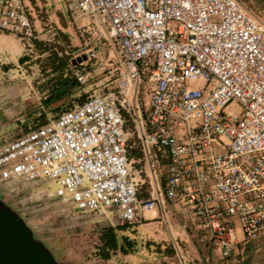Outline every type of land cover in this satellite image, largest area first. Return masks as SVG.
Returning <instances> with one entry per match:
<instances>
[{"label":"built area","instance_id":"obj_1","mask_svg":"<svg viewBox=\"0 0 264 264\" xmlns=\"http://www.w3.org/2000/svg\"><path fill=\"white\" fill-rule=\"evenodd\" d=\"M66 7L82 22L83 49L64 54L89 56L92 37L109 44L111 59L99 61L103 77L80 105L0 147L1 203L40 241L80 214L133 224L161 197L190 214L223 260L263 239L264 21L239 0ZM0 32L32 47L23 0H0ZM85 70L75 74L82 86ZM39 182L56 187L36 192Z\"/></svg>","mask_w":264,"mask_h":264},{"label":"crops","instance_id":"obj_2","mask_svg":"<svg viewBox=\"0 0 264 264\" xmlns=\"http://www.w3.org/2000/svg\"><path fill=\"white\" fill-rule=\"evenodd\" d=\"M23 3L36 39L29 47L18 36L0 32V147L35 128L37 117L46 114L42 103L51 95L54 80L75 78L79 70L77 58L73 61L64 52L76 55L83 49L79 35L82 22L72 17L64 0H23ZM89 46L91 54L85 64L93 62L89 73L93 76L91 73L99 71V60H105L106 51L109 60L112 50L108 43L92 37ZM60 62H69V65L62 70ZM73 91L74 87L69 92L63 88L62 96ZM139 157V150L133 149L130 158ZM137 195L139 199H149L147 182L139 186ZM109 214L110 228L129 247L124 254L116 252L110 259L121 255L124 264H239V257L223 260L219 250L201 240L190 214L163 197L154 210L138 215L130 225H120L114 214ZM85 215L88 214H80L81 221L77 223L84 233L93 225L92 221L83 219Z\"/></svg>","mask_w":264,"mask_h":264},{"label":"rangeland","instance_id":"obj_3","mask_svg":"<svg viewBox=\"0 0 264 264\" xmlns=\"http://www.w3.org/2000/svg\"><path fill=\"white\" fill-rule=\"evenodd\" d=\"M244 3L248 8L252 9L261 20L264 21V0H239ZM66 3V0H64ZM88 56V55H87ZM103 56V55H102ZM101 56V60L108 61V53L106 51L104 59ZM89 57V56H88ZM111 59V57H110ZM100 61V60H99ZM91 63L88 62L82 67H86L83 72H91ZM72 65H70L71 67ZM89 75L88 82L86 84L79 85L75 78H71L72 81H76L74 91L69 93L61 100L50 103L49 106L43 104L46 111V120L54 119L58 114V110L64 109L68 104L72 107L79 104L80 101H84L88 96L92 95L95 90V84L102 79L100 71L96 74ZM38 119V117H37ZM38 121H35V126ZM38 127V126H37ZM129 127V125L127 126ZM56 185L54 183L39 182L35 186V191L54 190ZM110 212L99 214H88L83 218L88 219L87 222H93L91 230L86 233L80 230L77 225L81 220L77 219H63L54 222V228L57 231H47L41 236L42 245L49 251L57 264H124L123 256L119 255L116 259L101 260L97 257L96 248L99 246L98 235L103 230L110 228L109 222L112 221ZM77 225V226H76ZM238 233L239 227L237 226ZM239 264H264V238L255 242L242 245L238 254Z\"/></svg>","mask_w":264,"mask_h":264},{"label":"water","instance_id":"obj_4","mask_svg":"<svg viewBox=\"0 0 264 264\" xmlns=\"http://www.w3.org/2000/svg\"><path fill=\"white\" fill-rule=\"evenodd\" d=\"M82 54L77 63L86 61ZM0 264H57L25 223L0 201Z\"/></svg>","mask_w":264,"mask_h":264},{"label":"trees","instance_id":"obj_5","mask_svg":"<svg viewBox=\"0 0 264 264\" xmlns=\"http://www.w3.org/2000/svg\"><path fill=\"white\" fill-rule=\"evenodd\" d=\"M72 64V63H71ZM69 65V62H60L59 63V69H64V66ZM55 84L53 85L54 88L51 91V95L43 101L46 106H49L50 103L61 100L63 98V88L67 89V92L73 87L76 86V81H72L69 78L63 79L62 77H58L57 79L54 80ZM61 90L60 94H56V92L59 93ZM83 101H80L78 105H80ZM76 105V106H78ZM75 106L72 107L71 104H68L64 109L58 110V114L55 116H59L61 113L73 109ZM38 124L35 126V128L38 126L44 125L48 120H46L45 114L41 113L40 116L37 119ZM129 123L126 124L128 126ZM139 156V155H137ZM122 230V229H118ZM98 241H99V246L96 248L97 251V257L100 258L101 260H109L110 257L115 254L116 252H121L124 254L125 248H129L127 246V242L124 241L123 239H119L117 236L116 231L113 228H108L103 230L101 233L98 235Z\"/></svg>","mask_w":264,"mask_h":264}]
</instances>
